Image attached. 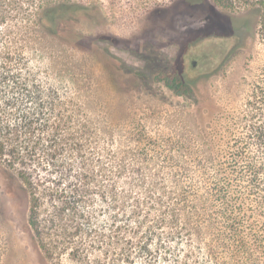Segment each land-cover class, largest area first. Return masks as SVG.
<instances>
[{"label": "trees", "instance_id": "trees-1", "mask_svg": "<svg viewBox=\"0 0 264 264\" xmlns=\"http://www.w3.org/2000/svg\"><path fill=\"white\" fill-rule=\"evenodd\" d=\"M196 2L209 12L220 5L240 13L234 15L239 28L264 39V0ZM95 3L0 0V183L5 196L26 208L25 232L39 262L62 264L66 252L75 264L131 263L133 247L149 257L163 248L168 257L160 264H264V223L254 217L264 215V126L258 121L248 124V135H233L224 145L157 139L128 162L113 154L116 166L103 173L108 183L78 159L90 125L63 114L67 107L52 81L34 83V72L28 78L25 50L32 42L41 54L44 38L66 35L74 46L90 44L73 27ZM5 36L11 37L6 44ZM167 84L179 95L190 93L178 75ZM255 89L251 119L264 99V86ZM65 148L70 160L60 158ZM117 179L124 180L122 189ZM94 192L107 202L109 232L87 230L82 222L83 204Z\"/></svg>", "mask_w": 264, "mask_h": 264}, {"label": "rangeland", "instance_id": "rangeland-1", "mask_svg": "<svg viewBox=\"0 0 264 264\" xmlns=\"http://www.w3.org/2000/svg\"><path fill=\"white\" fill-rule=\"evenodd\" d=\"M82 1L98 5L77 17L73 27L90 44L74 46L68 35L46 37L40 42L41 54L32 42L25 54L28 78L34 72V83L52 81L67 107L63 114L90 125L78 159L100 183H108L103 173L116 166L113 154L124 155L128 162L133 154H144L152 140L214 139L224 145L233 135H248L253 121L264 126V99L258 116H249L255 88L264 86V39L239 28L240 13L220 5L209 12L196 0ZM9 37L3 38L4 44ZM176 75L189 84L190 93L179 95L168 86ZM223 125L233 132L224 131ZM252 149L260 153L258 147ZM70 157V149L60 153L63 160ZM118 180L115 185L122 189L124 180ZM3 192L0 183V264H43L27 239L25 206ZM83 206L86 229L109 232L107 202H100L94 192L90 204ZM254 217L264 223V215ZM130 251L134 261L120 264H160L168 257L163 248L151 257L133 247ZM60 259L75 264L66 252Z\"/></svg>", "mask_w": 264, "mask_h": 264}]
</instances>
